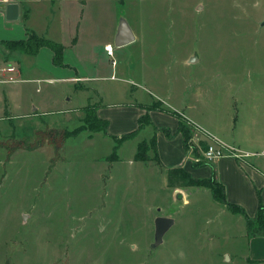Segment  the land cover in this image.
<instances>
[{"label": "rangeland", "instance_id": "obj_1", "mask_svg": "<svg viewBox=\"0 0 264 264\" xmlns=\"http://www.w3.org/2000/svg\"><path fill=\"white\" fill-rule=\"evenodd\" d=\"M103 1L96 9L91 1L75 3L76 25L87 32V40L107 35L116 18L109 9L118 6L119 16L141 32V39L128 48L116 47L113 41V56L102 52L109 71L111 60L119 62L115 79L98 82L102 104L129 98L131 85L119 73L124 71L123 60L136 71L144 64L146 81L154 89L169 86L173 92L167 99L172 105L179 101L174 95L180 87L197 85L202 96L194 114L200 111L203 117L207 113L201 103L211 86L220 95L222 83L237 79L234 72L242 74L239 83L253 82L252 86L256 69L264 67V0ZM34 7L38 22L44 11H54L43 2ZM78 8L85 13L80 18ZM0 51L8 53L2 47ZM187 55L193 62L183 66ZM22 85L29 86L27 93L34 100L46 97V91L58 95L57 85L52 89L42 82L37 93L36 83ZM78 97L79 103L85 102ZM60 104L73 106V102ZM63 109L28 117L0 113V264H252L247 261V241L233 239L234 231L223 229L222 203L213 196L208 179L191 178L185 170H164L152 149L146 161L132 158L139 140L148 141L149 128L125 140L114 151L116 157L110 158L115 142L101 133L90 145L83 135L67 137L65 144L59 134L50 135L52 130L82 125L80 109ZM174 112L189 162L210 166L202 157L205 142L192 144L184 113ZM38 142L41 145L35 147ZM54 147L61 157L56 162ZM98 156L105 158L96 160ZM158 216L171 217L173 223L161 243L154 245Z\"/></svg>", "mask_w": 264, "mask_h": 264}, {"label": "crops", "instance_id": "obj_2", "mask_svg": "<svg viewBox=\"0 0 264 264\" xmlns=\"http://www.w3.org/2000/svg\"><path fill=\"white\" fill-rule=\"evenodd\" d=\"M79 1H91L95 4V9L102 5L97 3L100 0H0V41L25 40L27 33L32 32L38 37L58 43L62 48L61 59L57 64L52 60L53 51L46 46H41L34 55L12 51L5 56L4 52L0 51V58L5 57L0 59V63H16L20 80L11 83L0 82L2 86L0 87V113H9L13 117L16 116L15 113L25 117L41 116L52 108H59V110L65 108L63 110L66 111L75 106L80 109L81 114L78 118L81 124L85 115L83 108L96 105V116L108 122L106 129L108 135H103L102 132L89 134L86 130L78 132L77 135H83L88 142L86 143L90 145V140L99 133L103 137H120L122 134L134 131L137 128V118L145 113L144 107H150L151 104L158 102L163 109L186 113L191 120L198 121L224 144L238 150L239 153H245L239 158L229 155L219 158L213 161L212 166L208 164L192 166L184 151L182 137L177 133L176 118L166 111L150 109L148 116L151 124L145 125L132 138H136V135L145 128L150 130L148 137H145L148 141L154 133L158 165H162L166 171L177 169L183 172L185 170L186 174L194 179H213L222 185L225 202L239 206L249 218L255 216L258 196L264 209V70H261L264 67L259 65L256 69L252 86L253 82L239 83L238 80L241 79L242 74L237 72L233 73L237 78L235 81L230 82L229 85L222 83L220 95L215 93L211 86L210 90H207L209 93L206 99L203 98L201 103L207 113L203 117L201 114L198 115L200 111L197 115L194 114L198 99L202 96L201 89L199 90L197 85L180 87L179 92L174 95L179 96V101L172 105L167 99L173 92L169 86H166L163 91L154 89L146 81L147 72H145L144 64L143 68L136 71L135 67L123 60L124 71L119 73L131 85L127 90L129 98H125L126 102L102 104L104 96L98 90V82L104 79H115L113 72L115 68L117 73L116 68L119 62L113 64L114 61L111 60L109 71L101 54L105 52L103 46L111 45L114 41L121 9L120 6L114 10L107 7L111 13H116L115 20H112L109 29L107 28V35L103 36L102 40H87V32L81 31L79 24L76 25L75 3L78 6ZM41 2L46 3L47 8L50 5V9L54 8V11L48 9L44 11L38 22L35 16L37 8L34 10V5ZM103 3L106 7L105 1ZM122 8V11L126 9L125 5ZM88 10L89 12L103 11V9L92 10V8ZM82 13L84 9L78 8L79 18ZM128 26L134 35L132 41H140L141 32H137L133 24L128 23ZM128 44L123 45L122 48H128ZM183 59V66L193 62L189 55ZM138 61L140 64L143 63L141 60ZM27 82L37 84L34 89L36 93L41 91L39 84L42 82L52 89L53 85H57L55 87L58 88V95L46 91V97L39 101L34 100L33 96L27 93L30 90L29 86L22 85ZM260 88L261 92H259ZM92 94L99 100L95 101L91 97ZM78 95L84 98V103L78 102ZM60 96L62 98L67 96V99L62 100ZM64 101L73 102V106H62L60 103ZM153 126L157 130L154 131ZM166 128L169 130V136H165L160 130ZM141 141L142 139L139 140ZM136 149L133 152V159ZM104 158L98 156L96 160L103 161ZM220 206H222L220 211L225 214L223 229L234 231V235L231 234L233 239L242 238L247 241V261L252 264H264V235L249 236L244 216L227 209L223 203ZM232 224L236 228H233Z\"/></svg>", "mask_w": 264, "mask_h": 264}, {"label": "trees", "instance_id": "obj_3", "mask_svg": "<svg viewBox=\"0 0 264 264\" xmlns=\"http://www.w3.org/2000/svg\"><path fill=\"white\" fill-rule=\"evenodd\" d=\"M27 37L25 38V40H10V41H0V45L3 47V49L7 50L8 53L12 52V51H18L20 53L23 54H29V55H34L38 52L39 48H41V46H46L49 49H51L53 51V62L55 64L60 62L61 59V52H62V48L58 43H54L51 42L48 39L42 38V37H38L36 34H33L32 32H28L27 33ZM84 109V117L82 119V125L75 127L73 130H60L59 132L52 130L50 132V135H56L59 134V140L60 143L63 144V142L65 141L64 139L70 136H74L75 134H77L78 132L82 131V130H86L89 132V134L93 133V132H102L103 135H108L107 133V126H108V122L106 119H100L96 116V105H89L83 108ZM145 109V113L140 115L137 118V128L134 131L125 133L120 135V137H116V136H110L111 138H113L115 145L112 148V152L110 155L111 157H116V153H114V151L116 150V148L120 145L121 142L132 138L133 136H135V134L142 129L145 125H150L151 122L149 120V116H148V112L150 111V109H157L163 112H168V113H172L175 114L174 111L172 110H167V109H163V108H158L157 106H155V104H151L150 107H144ZM181 129V127H180ZM153 130H157L156 127L153 126ZM161 131L164 132L165 136H169V130L166 129H160ZM185 133L187 134V129L184 128ZM40 133V131L35 132ZM156 137H154V133H152L151 135V139L149 141H145L142 140L141 142L138 143L137 145V151H136V155H135V159L140 160V161H146L148 159L147 156V151L149 149H152V151L154 152L155 155V161H157V156H156V152H155V139ZM53 144V143H52ZM41 144L38 142L35 147L40 146ZM54 151V159L53 162L59 161L60 160V156H58V148L54 147L53 148ZM191 164V163H190ZM192 166H196L194 164H191ZM201 165H205V164H201ZM177 169L174 170H170V172H175ZM193 180L195 183H200L204 180ZM209 183V185L212 188V194L213 196L217 197L225 206L227 209L237 212L239 214H241L242 216H244L245 221H246V225H247V234L249 236H255V235H264V209L262 206V203L260 201V198L258 196V205L256 208V213L255 216L253 218H249L246 216L244 210H242L239 206L234 205V204H227L225 202L224 196H223V187L221 184L213 181V179H208L205 180Z\"/></svg>", "mask_w": 264, "mask_h": 264}, {"label": "built area", "instance_id": "obj_4", "mask_svg": "<svg viewBox=\"0 0 264 264\" xmlns=\"http://www.w3.org/2000/svg\"><path fill=\"white\" fill-rule=\"evenodd\" d=\"M106 54L112 56L113 47L106 44L103 46ZM113 62V61H112ZM114 64V62H113ZM18 66L11 63L0 64V82L11 83L20 81L18 78ZM189 126V139L192 144H198L204 141L202 150V157L206 163H213V161L225 157L233 156L236 158L242 157L245 153H239L238 150L233 149L231 146L224 144L216 135L211 133L204 126L189 119L186 115L182 114Z\"/></svg>", "mask_w": 264, "mask_h": 264}, {"label": "water", "instance_id": "obj_5", "mask_svg": "<svg viewBox=\"0 0 264 264\" xmlns=\"http://www.w3.org/2000/svg\"><path fill=\"white\" fill-rule=\"evenodd\" d=\"M261 25H264V18ZM116 31L117 34L114 38V46H123L132 42L134 35L124 18H119ZM172 223L173 218L171 217L158 216L154 219V245H159V243H161L163 235L169 230Z\"/></svg>", "mask_w": 264, "mask_h": 264}]
</instances>
